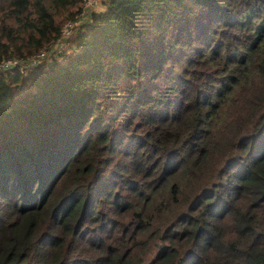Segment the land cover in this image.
<instances>
[{
	"label": "trees",
	"instance_id": "1",
	"mask_svg": "<svg viewBox=\"0 0 264 264\" xmlns=\"http://www.w3.org/2000/svg\"><path fill=\"white\" fill-rule=\"evenodd\" d=\"M101 2L0 0V264H264V0Z\"/></svg>",
	"mask_w": 264,
	"mask_h": 264
},
{
	"label": "built area",
	"instance_id": "2",
	"mask_svg": "<svg viewBox=\"0 0 264 264\" xmlns=\"http://www.w3.org/2000/svg\"><path fill=\"white\" fill-rule=\"evenodd\" d=\"M101 0H81L83 8L75 19L67 20L61 29V33L58 38L52 42L50 45H46L42 48L30 61L27 62L30 66H34L40 62V60L49 57L52 53L58 54L62 49L66 47L65 39L72 33L73 28L83 21H85L88 17V12L94 7L98 6ZM53 51V52H52ZM17 63L15 59L8 58L4 59L0 63V70L6 68L10 65Z\"/></svg>",
	"mask_w": 264,
	"mask_h": 264
},
{
	"label": "rangeland",
	"instance_id": "3",
	"mask_svg": "<svg viewBox=\"0 0 264 264\" xmlns=\"http://www.w3.org/2000/svg\"><path fill=\"white\" fill-rule=\"evenodd\" d=\"M102 6V2L100 1V3H98V7L100 8Z\"/></svg>",
	"mask_w": 264,
	"mask_h": 264
}]
</instances>
